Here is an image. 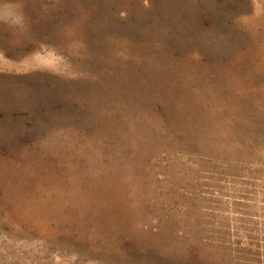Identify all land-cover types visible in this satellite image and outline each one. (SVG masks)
<instances>
[{
	"label": "rangeland",
	"instance_id": "374dc122",
	"mask_svg": "<svg viewBox=\"0 0 264 264\" xmlns=\"http://www.w3.org/2000/svg\"><path fill=\"white\" fill-rule=\"evenodd\" d=\"M0 0V264H264V7Z\"/></svg>",
	"mask_w": 264,
	"mask_h": 264
},
{
	"label": "crops",
	"instance_id": "0c3cea01",
	"mask_svg": "<svg viewBox=\"0 0 264 264\" xmlns=\"http://www.w3.org/2000/svg\"><path fill=\"white\" fill-rule=\"evenodd\" d=\"M237 1V3H233L232 5H237L240 7L250 8V7H264V0H232Z\"/></svg>",
	"mask_w": 264,
	"mask_h": 264
}]
</instances>
